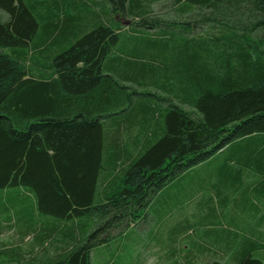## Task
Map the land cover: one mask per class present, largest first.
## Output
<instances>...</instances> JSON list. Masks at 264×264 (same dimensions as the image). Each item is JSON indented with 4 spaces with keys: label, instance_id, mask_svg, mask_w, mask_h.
<instances>
[{
    "label": "trees",
    "instance_id": "16d2710c",
    "mask_svg": "<svg viewBox=\"0 0 264 264\" xmlns=\"http://www.w3.org/2000/svg\"><path fill=\"white\" fill-rule=\"evenodd\" d=\"M109 1L0 0V189H28L34 203L22 264H91L216 155L171 264H264V229L236 223L264 205V0H171L185 21ZM115 10L134 19L128 38Z\"/></svg>",
    "mask_w": 264,
    "mask_h": 264
},
{
    "label": "rangeland",
    "instance_id": "374dc122",
    "mask_svg": "<svg viewBox=\"0 0 264 264\" xmlns=\"http://www.w3.org/2000/svg\"><path fill=\"white\" fill-rule=\"evenodd\" d=\"M81 2H86L90 7L95 6V2L104 4L106 10L111 7L109 0H81ZM145 3L148 15L175 19V21L187 19V14L179 16L176 7L170 4L171 0H145ZM114 4V9L120 7L118 1ZM111 14L114 22L119 23L126 31L122 34L123 37L128 38L129 34L133 33V29H129L131 26L128 24H131L134 19L118 10ZM7 18V13L0 9V19ZM257 140L261 139L257 138ZM195 176L196 172H189L167 184L154 197L148 207L147 216L143 215V219L136 226H130L120 234H114L111 240L92 250L91 264L173 263L168 257L169 250H173L170 248L177 244V248L185 251L184 247L191 243L193 238L190 231V213L193 203L189 201V196L210 195L208 189L204 191L205 187L198 186L199 183L194 180ZM22 196L28 197L29 190L21 187L0 189V264H22L17 246L22 247L23 252L31 248L30 237L26 243H22L19 235L22 213L31 212L30 202L33 203V199ZM185 227L189 228L185 229ZM256 256L264 260V249L259 250ZM176 259L182 261L183 253L177 255Z\"/></svg>",
    "mask_w": 264,
    "mask_h": 264
},
{
    "label": "crops",
    "instance_id": "0c3cea01",
    "mask_svg": "<svg viewBox=\"0 0 264 264\" xmlns=\"http://www.w3.org/2000/svg\"><path fill=\"white\" fill-rule=\"evenodd\" d=\"M221 156L216 155L215 157H213L211 160L197 166L193 172H196V176L194 177L195 182L199 181L198 179L200 178V180H202V175L206 174V173H210V172H216V170L220 167L221 164ZM219 166V167H218ZM198 183V182H197ZM200 183V181H199ZM208 200V196L202 195V194H195V195H191L189 196V201L191 203H193V205L191 206V217L194 218L195 212H196V205H200L202 202ZM213 201L215 202L216 207L217 206V199H213ZM253 203H257L255 201H253ZM259 205V203H258ZM235 207L234 205V199L229 200L228 202V206L226 208L225 211V218L226 220H229L228 223L235 221V214L232 212L233 208ZM260 207H262L260 210L258 209V211L256 212V214H254L247 222L245 221L246 219H244L245 216H238V219H236V223L238 225H242V229H264V205H261ZM225 224H227L225 222ZM229 225V224H227ZM239 229V228H237Z\"/></svg>",
    "mask_w": 264,
    "mask_h": 264
}]
</instances>
